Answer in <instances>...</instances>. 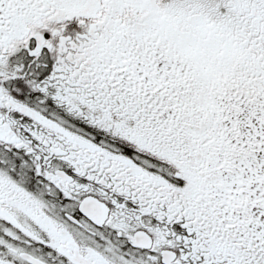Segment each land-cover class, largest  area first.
<instances>
[{
    "label": "snow or ice",
    "instance_id": "6c2138e0",
    "mask_svg": "<svg viewBox=\"0 0 264 264\" xmlns=\"http://www.w3.org/2000/svg\"><path fill=\"white\" fill-rule=\"evenodd\" d=\"M0 264H264V0H0Z\"/></svg>",
    "mask_w": 264,
    "mask_h": 264
}]
</instances>
